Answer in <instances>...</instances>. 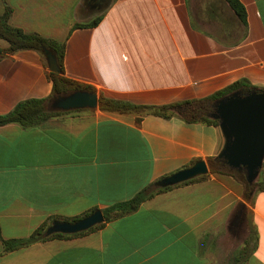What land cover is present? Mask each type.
Here are the masks:
<instances>
[{
	"label": "crops",
	"instance_id": "crops-1",
	"mask_svg": "<svg viewBox=\"0 0 264 264\" xmlns=\"http://www.w3.org/2000/svg\"><path fill=\"white\" fill-rule=\"evenodd\" d=\"M240 1L247 24L226 0H0V16L13 10L12 26L66 43V77L99 99L94 110L65 112L37 128L0 127L1 237L24 239L46 222L103 212L193 162L218 159L226 142L220 125L188 123L183 108L170 119L105 111L100 99L167 106L240 80L263 90L264 0ZM8 47L0 39V115L53 92L44 57ZM251 195L234 178L209 173L82 236L13 252L0 238V264H212L236 209L250 215L242 247L251 230L257 244L240 264H264V192Z\"/></svg>",
	"mask_w": 264,
	"mask_h": 264
},
{
	"label": "trees",
	"instance_id": "trees-1",
	"mask_svg": "<svg viewBox=\"0 0 264 264\" xmlns=\"http://www.w3.org/2000/svg\"><path fill=\"white\" fill-rule=\"evenodd\" d=\"M226 1L229 3L230 7L234 10V12L238 16V18L242 21V23L247 24V11H246L245 6L241 3V1L240 0H226ZM12 14H13L12 8L7 6L3 15L0 16V39L5 40L9 44V47L6 50V52L8 54H15L23 50H32V51H36L40 53L43 56V51L45 49H49V50H52L56 54L57 59L59 61V65L62 69L61 74L52 73L50 71L48 72V79L53 85V92H52L51 97L46 98V99H27V100L21 101L8 114L0 115V127L6 126L9 124H18L25 129L37 128L45 121L58 118L62 116L63 114H65V112L48 111L47 105L53 98L60 96V95H66V94L79 91V90L93 91V92H95V90L91 86L78 83L66 77L65 69H64L66 43H59L55 40L46 39L40 36L39 34L26 33L24 30L12 26L10 24V19L12 17ZM100 21H101V18L95 20L94 22L90 24H85V25L77 24L74 26L73 29L95 27L100 23ZM253 90H256V87L252 86L249 83V81L240 80L226 87L225 89H222L214 93L213 95L207 98L201 99V100L187 101L184 103H176V104L167 105V106L148 107V106H138V105H134V104L127 103V102H120V101H114V100H108L105 98H101L100 107L102 110L111 111V112L140 113V112L148 111L155 116L162 117L165 119H170L176 114L173 110L183 108L182 110H180V114L181 116H183L186 122L205 123L208 125L218 126L219 125L218 121L209 118L210 114L213 112V104L217 100L225 96H228L236 91L247 93ZM261 91H264V89ZM210 163H211L210 164V167H211L210 174L227 175V176L234 178L236 181L244 184L245 186L246 185L248 186L245 179H242L244 182L240 181L241 179L240 177L243 172H236V171L229 169L227 165L223 163L222 161H220L219 159H211ZM194 164L195 162H193L191 166ZM208 177H209V174L198 177L196 179L180 184L178 186L205 181L208 179ZM255 186L258 191L264 192V180L263 179L261 178L257 179ZM172 188L174 187L161 189V188L154 187V185L146 188L145 190L137 194L134 198L128 201H125V202L115 204L111 206L110 208L105 209L103 211L105 222L86 232L78 233L75 235L54 234L52 236L46 237L45 233L48 227L51 225V222H48V223L46 222L42 224L40 227H38L28 238L4 240L1 237V233H0V238L2 239L5 252H13V251H16L22 248L32 246L36 243L46 242L52 239L72 238V237L82 236L87 233L93 232L95 230L102 229L106 224L138 211L144 202L153 198L157 194L171 190ZM95 211H97V209L92 210L91 212L85 215L75 217L73 219H69V221L70 222L79 221L91 215ZM245 244H246L245 248L241 251V254L242 255L246 254V256L249 257L250 255H252L253 251H255L257 244L255 243L251 251L248 250L250 241L247 240Z\"/></svg>",
	"mask_w": 264,
	"mask_h": 264
},
{
	"label": "water",
	"instance_id": "water-1",
	"mask_svg": "<svg viewBox=\"0 0 264 264\" xmlns=\"http://www.w3.org/2000/svg\"><path fill=\"white\" fill-rule=\"evenodd\" d=\"M48 69L52 73H62L56 54L49 49L43 51ZM99 105L96 92L79 90L53 98L47 105L51 112H71L94 110ZM210 118L217 120L226 142L218 159L234 171H245L247 182L253 185L259 176L264 162V91L253 90L247 93L234 92L213 104ZM210 173L206 161L164 177L156 183V188L175 187ZM105 222L104 214L97 210L91 215L76 221H54L45 236L54 234L75 235L89 231Z\"/></svg>",
	"mask_w": 264,
	"mask_h": 264
},
{
	"label": "rangeland",
	"instance_id": "rangeland-1",
	"mask_svg": "<svg viewBox=\"0 0 264 264\" xmlns=\"http://www.w3.org/2000/svg\"><path fill=\"white\" fill-rule=\"evenodd\" d=\"M263 165H264V162H263ZM236 172H243L242 173L243 177L241 175V177L239 176L241 179L240 178L239 179L240 181H243L242 179H245L247 182V176H246L245 171H236ZM263 173H264V166L261 168L259 172L258 179L260 178L262 179ZM247 184L248 186L246 185V188L248 190V196H249L248 199H251L252 198L251 194L253 193V190L256 188L254 185H251L248 182ZM232 220L234 224V227H233L234 230H230V235L228 237H224L223 239L219 241L216 247L215 253L212 256V264H240L246 258V254L245 255L241 254V251L245 248V245L244 247H242L243 240H242V236L240 233L245 229L244 222L246 220H250L249 212L245 209L243 210L236 209ZM233 224H229L228 228L232 227ZM221 231H224V230L221 229L217 233H220ZM249 241H250V245L248 247V250L251 251V249L253 248L255 244V238H254V235L252 234V230L250 231Z\"/></svg>",
	"mask_w": 264,
	"mask_h": 264
}]
</instances>
